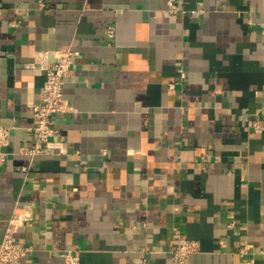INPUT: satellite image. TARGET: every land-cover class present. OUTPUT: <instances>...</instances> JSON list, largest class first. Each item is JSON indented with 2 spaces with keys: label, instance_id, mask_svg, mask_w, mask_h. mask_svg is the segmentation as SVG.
Wrapping results in <instances>:
<instances>
[{
  "label": "crops",
  "instance_id": "0c3cea01",
  "mask_svg": "<svg viewBox=\"0 0 264 264\" xmlns=\"http://www.w3.org/2000/svg\"><path fill=\"white\" fill-rule=\"evenodd\" d=\"M175 2L0 0V242L32 215L18 264H179L187 240V264H264V0ZM64 46L70 109L31 154Z\"/></svg>",
  "mask_w": 264,
  "mask_h": 264
},
{
  "label": "built area",
  "instance_id": "2783aa9c",
  "mask_svg": "<svg viewBox=\"0 0 264 264\" xmlns=\"http://www.w3.org/2000/svg\"><path fill=\"white\" fill-rule=\"evenodd\" d=\"M178 8L175 0H170V9ZM264 36V23L261 28ZM108 33L113 36V27L108 28ZM57 60L46 62V79L41 90V100L33 104V113L36 122L30 129L35 134V142L27 148L31 154H50L55 151L54 137L58 134V128L54 123V114L70 109L64 96L65 78L71 69L72 60L78 51L70 46H64L56 51ZM173 86V84H172ZM253 125L256 131L264 130V122L258 118ZM11 139V127L0 124V146H5ZM5 156L0 151V161ZM32 217L29 211L15 213L6 226L4 236L0 242V264H18L22 257L26 256L31 246L16 239L17 230L25 224V221ZM199 244L196 240L179 242L173 249V256L179 264H187L189 255L197 250ZM247 246L242 247L246 251ZM66 264H77L78 258L70 253L66 255ZM143 264H147L143 262Z\"/></svg>",
  "mask_w": 264,
  "mask_h": 264
}]
</instances>
